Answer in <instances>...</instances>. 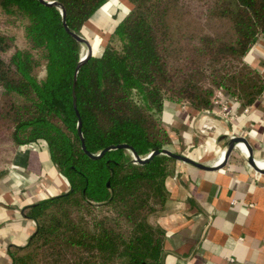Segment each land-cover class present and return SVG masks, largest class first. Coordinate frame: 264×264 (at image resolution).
Masks as SVG:
<instances>
[{
  "label": "trees",
  "instance_id": "1",
  "mask_svg": "<svg viewBox=\"0 0 264 264\" xmlns=\"http://www.w3.org/2000/svg\"><path fill=\"white\" fill-rule=\"evenodd\" d=\"M47 1L63 5L67 27L78 34L107 2ZM129 2L130 11L110 31L101 53L92 55L77 73L76 107L89 152L122 143L140 157L169 149L172 140L161 122L165 101L185 102L202 111L211 108L218 89L242 106L259 97L264 78L245 63L247 71L238 75L212 70L214 85L176 86L161 41L166 31V26L161 28L165 0ZM215 3L218 14L231 20L236 37L215 47L214 39L202 36L199 49L242 62L264 36V0ZM0 10L26 20V48L14 47L12 37L0 32V98L6 102L3 115L13 123L12 141L25 145L44 140L52 162L69 182L67 191L25 208V216L36 227L27 244L12 255V264H37L40 253L45 255L43 264H161L163 231L150 218L163 208L165 179L173 172L175 159L158 154L138 164L125 148L109 150L97 159L86 155L77 134L72 96L83 45L65 29L57 6L39 0H0ZM40 66L42 78L34 72ZM72 200L87 210L107 207L110 212L90 221L75 218L65 208ZM68 252L74 256L68 257Z\"/></svg>",
  "mask_w": 264,
  "mask_h": 264
},
{
  "label": "crops",
  "instance_id": "2",
  "mask_svg": "<svg viewBox=\"0 0 264 264\" xmlns=\"http://www.w3.org/2000/svg\"><path fill=\"white\" fill-rule=\"evenodd\" d=\"M128 2L107 0L85 23L82 34L91 29L95 33L91 39L97 36L106 43L108 38L104 40L92 24L109 34L129 12ZM102 11L109 22L98 17ZM244 62L264 78V36L249 49ZM245 106L250 110L245 112ZM233 109V121L209 115L216 128L200 133L201 111L183 102L165 101L161 122L174 150L205 165L221 160L231 131L243 135L255 161L264 163V95ZM10 168L0 178V264H12L14 252L35 231V222L25 216V208L69 189L44 140L21 145ZM40 174L43 188L33 183ZM165 187L163 208L150 218L163 231L161 264H264V174L249 166L240 149L234 148L227 163L217 170L177 161Z\"/></svg>",
  "mask_w": 264,
  "mask_h": 264
},
{
  "label": "rangeland",
  "instance_id": "3",
  "mask_svg": "<svg viewBox=\"0 0 264 264\" xmlns=\"http://www.w3.org/2000/svg\"><path fill=\"white\" fill-rule=\"evenodd\" d=\"M165 6V25L161 28L166 26V31H164L165 34L161 41L165 46L168 67L176 86L191 84L196 86L214 85L212 70H219V72L231 71L232 73L235 71L236 75L247 71L242 66L245 62L243 60L241 62V59L221 57L222 54L214 53L211 50H204L202 53L199 49L201 47L199 41L202 36L214 39L215 47L221 43L231 42L236 37L231 20L218 14L219 9L215 0H165ZM131 7L132 5H130V9ZM98 17L103 22L110 21L106 11L100 12ZM25 22L26 20L21 17H8L0 10V32L12 37V45L14 47L26 48L28 46L23 31ZM92 25L95 26V29L104 40L108 38L109 34L106 31L100 30L101 28L95 24ZM86 29L83 30L81 35L91 43L95 52L93 55H99L105 43L102 40L99 42L97 36L91 39L95 33L91 29ZM85 51L86 46L83 45L82 55H84ZM9 53L7 52L5 56L7 57ZM35 54L38 56L39 53L35 52ZM34 72L38 78H42L44 76L43 66L36 68ZM183 103L186 104L185 102ZM5 107V100L0 98V113L3 112ZM12 125L13 123L3 113L0 114V172H3L0 178L6 176L11 170L10 165L13 162L14 155L21 146L12 141ZM169 149H173V147L171 146ZM177 161L179 160L175 159V163ZM43 179L40 174L38 178L33 180V183L37 184V188H43L41 186ZM42 190L45 191L44 189ZM65 208L70 211L73 217H84L87 221H90L94 216L97 217V215H104L110 212L107 207L98 210H87L73 200ZM121 223L123 228H126L125 222L122 221ZM67 256L73 257L74 253L68 252ZM44 258L45 255L40 253L36 260L37 264H43Z\"/></svg>",
  "mask_w": 264,
  "mask_h": 264
},
{
  "label": "water",
  "instance_id": "4",
  "mask_svg": "<svg viewBox=\"0 0 264 264\" xmlns=\"http://www.w3.org/2000/svg\"><path fill=\"white\" fill-rule=\"evenodd\" d=\"M40 2H42L43 4L45 5H53V6H57L60 11H61V14H62V17H63V25L65 27V29L77 40L79 41L82 45H85L86 46V51L84 53V55L79 59V61L77 62L76 66H75V69H74V77H73V84H72V96H73V108H74V111L77 115V134L80 138V141H81V148L82 150L84 151V153L86 155H88L90 158L92 159H97V158H100L105 152L109 151V150H113V149H118V148H125V149H128L131 154H132V157H133V161L135 163H138V164H144L146 162H148L149 160H151L154 156L158 155V154H165L167 156H170L176 160H179V161H183L185 163H189L199 169H203V170H217L221 167H223L227 161H228V158L231 154V152L233 151L235 145L239 142H243V144L245 145L246 147V150H247V155H246V159H247V163L249 164L250 167H252L256 172L260 173V174H264V169L259 167L253 157V152H252V148L251 146L249 145L247 139L244 137V136H236L234 138H230L228 141H227V145H226V148H225V153L224 155L222 156L221 160L215 164V165H205L201 162H198L186 155H183V154H180V153H177V152H174L168 148H162V149H157V150H154V151H151L148 155H146L145 157H140L137 152L128 144H116V145H109L107 147H105L104 149H102L99 153H91L89 152L86 147H85V143H84V139H83V135H82V132H81V118L79 116V113H78V110H77V107H76V97H75V83H76V78H77V73L80 69V67L82 66V64L87 61L92 55H93V49H92V46L91 44L89 43V41L81 34H78V33H74V32H71L69 30V28L67 27L66 25V22H65V9L63 7V5L59 2V1H47V0H39Z\"/></svg>",
  "mask_w": 264,
  "mask_h": 264
},
{
  "label": "built area",
  "instance_id": "5",
  "mask_svg": "<svg viewBox=\"0 0 264 264\" xmlns=\"http://www.w3.org/2000/svg\"><path fill=\"white\" fill-rule=\"evenodd\" d=\"M262 95H264V88L262 90ZM237 105V102L235 98L228 96L223 90L218 89L214 92V95L212 97V105L211 108L209 109H204L201 111V116H200V123H199V132L200 133H205L206 131L209 130H214L216 127L214 124H212L208 119L209 115H216L221 117L222 119L226 121H233L236 118V114L234 112L233 107ZM245 112L250 110V107L245 106L243 108ZM236 136H241L234 131H231L229 133L230 138H234ZM243 136V135H242ZM234 148L240 149L243 154L246 156L247 155V150L243 142H239L235 145ZM222 156L225 153V150L221 151Z\"/></svg>",
  "mask_w": 264,
  "mask_h": 264
},
{
  "label": "bare ground",
  "instance_id": "6",
  "mask_svg": "<svg viewBox=\"0 0 264 264\" xmlns=\"http://www.w3.org/2000/svg\"><path fill=\"white\" fill-rule=\"evenodd\" d=\"M90 43V42H89ZM91 44V43H90ZM92 46V45H91ZM92 49H93V47H92ZM94 52V51H93ZM222 157V156H221ZM256 163H257V165L259 166V167H261V168H263L264 169V163H261V162H258V161H256Z\"/></svg>",
  "mask_w": 264,
  "mask_h": 264
}]
</instances>
